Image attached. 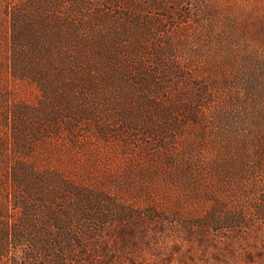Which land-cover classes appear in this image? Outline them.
I'll use <instances>...</instances> for the list:
<instances>
[{
    "label": "rangeland",
    "instance_id": "1",
    "mask_svg": "<svg viewBox=\"0 0 264 264\" xmlns=\"http://www.w3.org/2000/svg\"><path fill=\"white\" fill-rule=\"evenodd\" d=\"M21 1L0 0V225L29 240L25 196L85 264H264V0L85 1L87 76L58 67L66 31L50 56L63 116L55 83L12 72ZM51 1L70 22L73 0ZM0 237V264H51Z\"/></svg>",
    "mask_w": 264,
    "mask_h": 264
},
{
    "label": "trees",
    "instance_id": "2",
    "mask_svg": "<svg viewBox=\"0 0 264 264\" xmlns=\"http://www.w3.org/2000/svg\"><path fill=\"white\" fill-rule=\"evenodd\" d=\"M85 1L88 0H73L76 6L72 14L73 17H70V22L63 20L59 26L57 25L59 20L53 15L54 10L52 9L51 0H22L14 6H10L8 9L10 18L12 72L17 77L30 78L34 81L39 80L44 86L49 85V83H55L54 88L57 95V108H59L57 114L59 116L64 115L63 111H72V107L66 106L64 102L60 101L62 100V95L58 92H61L62 88L56 84L57 81H50L47 79V77H50L47 74L55 69L53 68L52 70L50 68L54 66V62L52 63L51 61L53 59L50 58V56L53 55L52 53L54 52L55 39L58 38L60 34L58 29L66 31L64 35L66 40L72 44V54L70 56L65 55L58 67L69 74L76 76L84 74L87 76L89 64L86 61V52L84 50L86 47L85 30L87 23L83 15ZM158 66V69H161L164 74L165 70H163L162 64L159 63ZM92 71L96 73L94 69H92ZM66 89H68V87ZM78 113L82 112L79 110ZM22 179L23 176L21 172L14 170L13 181L17 183V185L12 187V195H19L20 186L18 187V185H24ZM17 199L22 203L20 207L23 212V224L27 227L30 226L33 232L30 234L28 240L25 234L22 233L27 229L23 225L12 227L7 224H1L0 232L3 235V240H28L31 250H40L41 252L49 254V261L51 264H66L65 262L69 260H72L74 264H85L82 262V255L86 252L84 244L81 245L76 243L73 234L66 231V228L65 230H59L58 227L57 229L54 227L56 223L48 224L44 222L45 228L38 232L35 230V228H37L35 224L37 221L36 216L38 215L47 214L48 217L51 218L50 220H58V218H60L53 207L43 206L40 209H36L32 207L25 196H23L22 199ZM38 225H40V223ZM67 229H69V227ZM82 236L83 235L79 233L78 237ZM14 264L19 263L14 261Z\"/></svg>",
    "mask_w": 264,
    "mask_h": 264
}]
</instances>
